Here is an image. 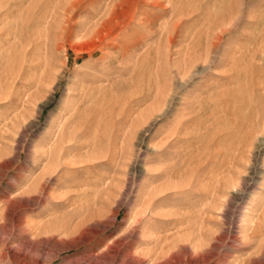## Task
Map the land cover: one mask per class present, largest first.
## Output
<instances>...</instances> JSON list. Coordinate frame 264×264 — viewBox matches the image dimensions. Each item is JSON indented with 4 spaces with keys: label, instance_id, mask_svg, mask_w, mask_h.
Here are the masks:
<instances>
[{
    "label": "rangeland",
    "instance_id": "1",
    "mask_svg": "<svg viewBox=\"0 0 264 264\" xmlns=\"http://www.w3.org/2000/svg\"><path fill=\"white\" fill-rule=\"evenodd\" d=\"M261 8L0 0V264H172L212 195L192 257L264 264Z\"/></svg>",
    "mask_w": 264,
    "mask_h": 264
},
{
    "label": "bare ground",
    "instance_id": "2",
    "mask_svg": "<svg viewBox=\"0 0 264 264\" xmlns=\"http://www.w3.org/2000/svg\"><path fill=\"white\" fill-rule=\"evenodd\" d=\"M8 2V1H7ZM251 2V1H250ZM4 4V3H3ZM263 6V5H262ZM259 9V8H258ZM262 9V8H261ZM264 9V8H263ZM262 9V11H263ZM261 11V12H262ZM5 14V13H4ZM257 14V12H256ZM7 16V15H6ZM3 17V15H2ZM258 17V16H257ZM1 19V18H0ZM14 19V18H13ZM234 20V19H233ZM10 21V20H9ZM232 23V22H231ZM10 25V24H9ZM218 26V24H217ZM216 28V27H215ZM47 33V32H45ZM218 36V34H217ZM206 38V37H205ZM212 38V37H211ZM199 39V38H198ZM201 39V38H200ZM214 39V38H213ZM257 39V38H256ZM212 42L213 40L210 39ZM260 40L264 43V33L261 34V37H260ZM260 41V42H261ZM1 42V41H0ZM201 43V42H200ZM208 43H209V38H208ZM215 43V42H214ZM206 44V43H205ZM213 44V43H212ZM208 47L209 44H206ZM216 46V45H215ZM262 46V45H261ZM72 47V46H71ZM194 47V46H193ZM264 47V46H263ZM192 48V47H191ZM214 48V47H213ZM76 49V48H75ZM195 49V48H194ZM193 49V50H194ZM255 49V48H254ZM190 50V49H188ZM192 50V51H193ZM257 50V49H256ZM252 51V50H251ZM259 51V50H258ZM189 52V51H188ZM261 53V51H260ZM264 54V52H262ZM251 54V53H250ZM206 55H207V52H206ZM253 55V54H252ZM100 56V55H99ZM100 58V57H99ZM261 58H262V54H261ZM258 60V59H257ZM260 61V60H258ZM152 66V65H151ZM110 67V66H109ZM159 68V67H158ZM200 71V70H199ZM176 72L178 73V71L176 70ZM153 74V73H152ZM141 79V78H140ZM170 83V82H169ZM235 87V86H234ZM257 87V86H256ZM208 89V88H207ZM120 90V89H119ZM253 90V89H252ZM210 92V91H209ZM209 94V93H208ZM263 94V93H261ZM251 95V94H250ZM209 96V95H208ZM157 97V96H156ZM254 97H256V95H254ZM158 98V97H157ZM156 101V99H155ZM218 101V100H217ZM249 105L247 107V111L245 112V115L247 116V120L249 122V124L245 125V131H242L243 132V135L241 137V140L244 143L248 144L247 142H249V144L251 143L250 141H252L256 136H258V134L262 132V129L264 130V98L263 100H260L259 104L258 105H253L251 103V100H249ZM254 101V100H253ZM221 102V101H220ZM189 104V103H188ZM215 105V104H213ZM241 109V108H240ZM170 110V109H169ZM108 113V112H107ZM202 115V114H201ZM244 117V116H243ZM246 120V121H247ZM86 121V119H85ZM182 122V121H181ZM179 124V123H178ZM176 126V125H175ZM211 126V124H210ZM177 128V127H175ZM185 134V133H184ZM264 134V133H263ZM262 134V135H263ZM170 135V134H169ZM260 137H262L260 135ZM257 140V139H256ZM264 143V137L262 140H260L259 144H263ZM239 144V143H238ZM253 144V143H252ZM258 144V143H257ZM258 144V145H259ZM264 145V144H263ZM182 147V146H181ZM244 148V147H242ZM238 149V148H237ZM245 150V149H244ZM243 156V155H242ZM200 158V157H199ZM173 164V163H172ZM236 164V163H235ZM171 165V164H170ZM175 165V164H174ZM238 165V164H237ZM165 166V165H164ZM172 166V165H171ZM170 167V166H169ZM159 168V167H158ZM164 168V167H163ZM175 168V167H174ZM189 168V167H188ZM157 171V170H156ZM251 171V170H250ZM233 173V172H232ZM256 173V172H255ZM169 174V173H168ZM254 174V173H253ZM185 176V175H184ZM225 177V176H224ZM170 179V178H169ZM230 179V177H229ZM222 180V178H221ZM220 181V180H219ZM221 182V181H220ZM226 182V180H225ZM224 182V183H225ZM203 183V182H202ZM231 183V182H230ZM191 184V183H190ZM222 185V183H221ZM226 184H224V187H225ZM229 185V184H227ZM232 186V185H231ZM194 187V186H193ZM212 187V186H211ZM221 187V186H220ZM229 187V186H228ZM201 189V188H200ZM212 190V188H211ZM220 190L222 191L223 189H219V188H215V192H220ZM204 191V190H203ZM214 192V191H213ZM214 192V193H215ZM213 193V194H214ZM227 193V192H226ZM229 193H227L228 195ZM242 193H239V196L241 195ZM220 195V194H219ZM222 195V194H221ZM226 195V194H225ZM141 196V195H140ZM204 196V195H203ZM225 197V196H224ZM211 198V203L210 204H206L205 202V206H201L199 208H191L190 210H187L185 212V216H186V220L185 222H188L189 225L187 226L186 228V231L184 233V235L186 236L185 237V240H183L184 242L186 241V243H182L181 240L182 238L177 235H174L172 238V243L171 245H169L168 247V252H169V255L170 257L169 258H172L171 260H173L172 264H199V260L197 259H194L192 256L193 254H196V253H201L202 251L204 250H207V247L208 245H206L205 242H203L201 239L203 237H205L206 235H208L211 230H209V228H206V225H207V221H209V219L213 218L211 217L210 218V214L214 208V205H215V196L213 198V195L210 197ZM241 199V198H240ZM209 200V199H208ZM216 201H218L216 199ZM214 202V204H213ZM208 203V202H207ZM217 204V203H216ZM197 206V205H196ZM179 215V214H178ZM199 218V221H200V225L199 226H195L196 224H192L190 222V219L191 218ZM212 221V219H211ZM183 222H178V224H176L177 228L182 224ZM205 223V224H203ZM170 224H171V221H170ZM175 224V223H174ZM173 224V225H174ZM183 225V224H182ZM187 225V224H186ZM204 225V226H203ZM60 227H61V223H60ZM65 226H63L62 228H64ZM206 229H205V228ZM171 229V228H170ZM245 229V228H244ZM243 229V230H244ZM179 234V232L177 233ZM245 234V233H244ZM243 234V235H244ZM247 235V234H246ZM177 236V237H176ZM167 239H170V238H167ZM177 240V241H175ZM163 242V241H162ZM213 243V242H212ZM260 244V243H259ZM156 246V245H155ZM257 247V246H256ZM175 249V250H173ZM123 254V253H122ZM120 255V254H119ZM168 255V254H167ZM83 258H85L84 256L81 258L82 260H84ZM87 258V257H86ZM182 258H184V261H182ZM185 258H187V261L185 260ZM116 259V258H115ZM210 258H208L206 261H208ZM127 260V259H125ZM140 260V259H139ZM186 261V262H185ZM80 262V261H79ZM134 262V261H132ZM171 262V261H170ZM84 263V262H83ZM87 263V262H86ZM112 263V262H111ZM145 263V262H144ZM140 264V263H139Z\"/></svg>",
    "mask_w": 264,
    "mask_h": 264
}]
</instances>
